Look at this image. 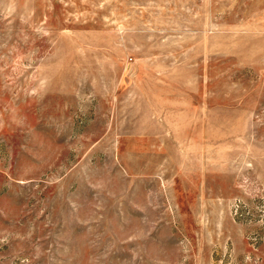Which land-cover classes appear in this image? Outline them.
Wrapping results in <instances>:
<instances>
[{"label":"rangeland","instance_id":"1","mask_svg":"<svg viewBox=\"0 0 264 264\" xmlns=\"http://www.w3.org/2000/svg\"><path fill=\"white\" fill-rule=\"evenodd\" d=\"M0 264H264V0H0Z\"/></svg>","mask_w":264,"mask_h":264}]
</instances>
